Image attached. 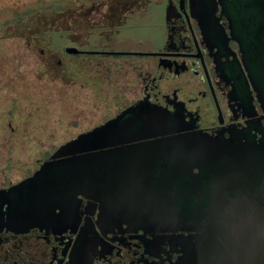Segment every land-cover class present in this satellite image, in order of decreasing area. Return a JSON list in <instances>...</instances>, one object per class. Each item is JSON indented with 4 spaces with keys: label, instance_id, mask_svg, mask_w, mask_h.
<instances>
[{
    "label": "flooded vegetation",
    "instance_id": "af4514ba",
    "mask_svg": "<svg viewBox=\"0 0 264 264\" xmlns=\"http://www.w3.org/2000/svg\"><path fill=\"white\" fill-rule=\"evenodd\" d=\"M80 7L82 23L89 29L73 36L68 33L66 38L75 44L59 48L62 56L56 61L54 53L59 50L53 47L52 31L20 28L10 32L21 39L20 44H25L30 54H12L10 59L15 58L25 67L21 69L23 77L14 82L8 78V89L6 78L12 73H6V55L0 58V75L4 74L0 78V118L8 116L12 130L24 135V142L17 143L20 149L40 150L42 154L34 160L33 172L0 188L31 176L63 143L138 102L176 113L183 129L171 134L199 133L241 142L250 139L264 147V0H83ZM151 8L156 17L147 24L152 29L148 48H116L117 41L130 34L123 31L130 18ZM86 43L94 47L83 49ZM3 44L0 42V52L4 51ZM54 71L65 76L66 81L61 76L62 84L94 87L98 102L105 85L113 97L105 121L49 146L36 143L28 130L29 121L51 109ZM9 92L14 94L6 95ZM23 108L28 109V121H18L21 129L16 130L13 119L21 115ZM256 178L259 182L260 178L252 177L248 183ZM205 180L199 179L204 185L202 195L215 198L219 194L244 196L252 188L220 177L217 180L222 181L225 191L213 194V185ZM74 209L78 214L75 219L48 229H1L0 264H245L242 255L219 254L212 247L225 252L224 246L230 241L238 246L246 242L250 248L257 246L255 252L260 253L259 245H264L261 217L256 219L255 227L241 234L236 228L231 231L214 225L218 220L209 224L208 218L152 225L105 221L100 215V200L81 194ZM187 227L189 230L184 229ZM186 236L190 237L184 241ZM262 257L258 258L259 264Z\"/></svg>",
    "mask_w": 264,
    "mask_h": 264
},
{
    "label": "water",
    "instance_id": "95a60500",
    "mask_svg": "<svg viewBox=\"0 0 264 264\" xmlns=\"http://www.w3.org/2000/svg\"><path fill=\"white\" fill-rule=\"evenodd\" d=\"M182 127L176 113L138 102L80 133L63 143L34 174L0 188V230L48 229L71 221L78 216L74 207L80 194L100 200L105 221L152 225L208 218L209 224L218 220L214 225L236 228L241 234L255 227L256 219L264 218V147L250 139L171 134ZM200 177L213 185V194L225 191L217 180L220 177L252 188L240 197L204 196ZM252 177L260 178L259 182L256 178L248 183ZM231 242L224 246L225 252L212 248L219 254L242 255L245 264H259L261 255L264 264V245H259L258 253L257 246Z\"/></svg>",
    "mask_w": 264,
    "mask_h": 264
},
{
    "label": "rangeland",
    "instance_id": "374dc122",
    "mask_svg": "<svg viewBox=\"0 0 264 264\" xmlns=\"http://www.w3.org/2000/svg\"><path fill=\"white\" fill-rule=\"evenodd\" d=\"M0 1L10 4V1L13 0ZM19 1L23 2L26 0ZM152 1L154 2L155 0ZM151 9L152 10H149L150 12L147 11L148 13L136 12L135 15L130 18L128 28L124 29L123 31L130 33L129 35L133 37H130L129 35L122 37L119 39V42L117 41V45H114L116 48H148V43L151 44V39L149 38L152 36V29L151 26H148L147 24H150V22L156 17V12L154 13L153 8ZM155 9L158 11L156 6ZM78 10L81 11L80 8ZM29 17L30 16H24L23 18L21 17V20H23V23H28L26 20H28ZM37 17V14L32 15L31 18L34 20V26L29 25L27 28H24V30H32V28L35 27L34 30H49L54 33L53 47L55 50H59L55 51L54 53V61H56L58 57L62 56L59 48H66L67 46L73 47L75 44L72 40L66 38V36L68 37V33L69 36H73L79 30L89 29L85 28L83 23L76 22L75 18H73V15L65 12L62 14H53L50 17L48 15L47 17L43 15L42 17ZM89 25L87 24V26ZM0 30H6L3 34V31L0 34V42L3 44L5 41V44L2 45L4 51L0 52V58L6 55V58L10 59L12 54L15 56H20L21 54L25 56L30 54V51L26 49L25 44H23L24 46L20 44L19 41H21V39H19L17 36L3 38L7 31L16 32L20 30L17 24L11 23L7 25L5 29L0 28ZM92 36H94V34ZM114 46L112 47L114 48ZM82 47L83 49H89L94 46L90 43H86ZM105 47L108 46H102L101 48ZM16 67V65H13L11 67L13 69L12 74L10 73L11 75H8L9 78L11 77V82L13 80L16 81L18 77H23L21 72H17L16 69H14ZM24 67V64L19 66L21 69H24ZM3 76L4 74L0 75V78ZM61 76L59 72H53L54 85L52 95L53 101L52 105H50L51 109L48 110V113H43L42 115L33 118L32 121H29L30 128L28 131L32 137L37 139L36 143H44V145L49 146L52 144L58 145L70 139L71 137L76 136L79 131L93 127L96 122H103L106 120L105 115L107 106L110 105V101H112L111 98L113 97V95L108 92L106 85L103 87L102 92L100 93V102H98L95 98L94 87H81L80 85L75 84L68 86V84L65 85L63 80V84L61 83V78L63 77L65 79L64 75L62 77ZM20 79L23 80V78ZM1 84L2 83L0 82V86ZM5 87L8 89V84H5ZM81 91H83V93H81ZM13 94L14 92H9L6 95ZM38 97H40L39 93ZM82 98H84V101L81 100ZM4 100L6 99H3V101ZM37 105H39V103H37ZM40 105H44L43 102H41ZM23 110L24 108L22 111ZM19 112L20 111L17 113ZM34 120L35 123H33ZM18 121L23 122L25 119L22 117H20V119H14L13 126H16V130L21 129L17 127ZM8 122V116L5 118H0V186L15 182L25 174H30L33 172L35 170L34 160L41 155V151L38 152L37 150L34 151L20 149L17 143L23 142L24 135H22L20 132L18 133L17 131H13ZM22 127L26 126L23 125ZM26 141L30 142L28 140Z\"/></svg>",
    "mask_w": 264,
    "mask_h": 264
},
{
    "label": "trees",
    "instance_id": "16d2710c",
    "mask_svg": "<svg viewBox=\"0 0 264 264\" xmlns=\"http://www.w3.org/2000/svg\"><path fill=\"white\" fill-rule=\"evenodd\" d=\"M82 1L83 0H33V1L26 0V1L20 2L19 0H13V1H10V4H6L4 3V1H0V28L5 29L7 25L12 23V24H17L19 28L24 29L29 24L34 26V21L31 20L28 23H23V20H21V17L23 18L24 16H30L28 19L30 20V18L34 14H37L38 17H42V15L46 17L48 15L50 17L53 14H58V13L62 14L64 12L69 13L70 15H73V18H75L76 22L82 23V17H81L82 11L78 10L79 8L81 10L80 3ZM34 29L35 27L32 28V30ZM2 31L5 32L6 30H0V32ZM13 35L14 34L7 31L5 33V38L12 37ZM4 63H5V70L7 74L12 73L13 69L11 67L13 65L17 66L16 68H14L16 69L17 72H21V68H19V66H21V63L15 58L10 59V60L6 58ZM8 78L9 76H7L6 81L9 85L10 80ZM27 110L28 109L24 108L21 115L19 117L17 115V118L20 119V117H22L23 119H25V121H28L26 119L28 116ZM37 151L39 152L40 150H37ZM41 154H42V151H41Z\"/></svg>",
    "mask_w": 264,
    "mask_h": 264
}]
</instances>
